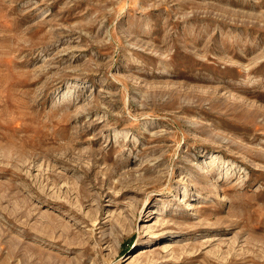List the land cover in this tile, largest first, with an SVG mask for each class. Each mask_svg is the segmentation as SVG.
I'll list each match as a JSON object with an SVG mask.
<instances>
[{
  "label": "rangeland",
  "instance_id": "1",
  "mask_svg": "<svg viewBox=\"0 0 264 264\" xmlns=\"http://www.w3.org/2000/svg\"><path fill=\"white\" fill-rule=\"evenodd\" d=\"M0 264H264V0H0Z\"/></svg>",
  "mask_w": 264,
  "mask_h": 264
},
{
  "label": "bare ground",
  "instance_id": "2",
  "mask_svg": "<svg viewBox=\"0 0 264 264\" xmlns=\"http://www.w3.org/2000/svg\"><path fill=\"white\" fill-rule=\"evenodd\" d=\"M168 246H169V245H168ZM151 253H152V252H151ZM149 254H150L149 249L144 248V249H141V250H140V253H138L135 257H136V258H139V259H142V258L148 257Z\"/></svg>",
  "mask_w": 264,
  "mask_h": 264
}]
</instances>
